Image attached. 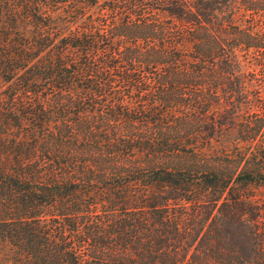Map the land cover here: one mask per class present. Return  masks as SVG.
<instances>
[{
	"label": "trees",
	"instance_id": "1",
	"mask_svg": "<svg viewBox=\"0 0 264 264\" xmlns=\"http://www.w3.org/2000/svg\"><path fill=\"white\" fill-rule=\"evenodd\" d=\"M239 1L0 0V264H264Z\"/></svg>",
	"mask_w": 264,
	"mask_h": 264
},
{
	"label": "rangeland",
	"instance_id": "2",
	"mask_svg": "<svg viewBox=\"0 0 264 264\" xmlns=\"http://www.w3.org/2000/svg\"><path fill=\"white\" fill-rule=\"evenodd\" d=\"M257 2L261 3L257 5L258 9L255 10H247L243 7L244 1L242 0L237 4L242 9L237 23L242 28L252 29L253 39L251 43L243 41L242 45L236 49L243 94L240 98V94L235 93L237 96L235 103L239 104L240 101V107L236 109L237 105L232 101L227 109L237 110L236 112L240 116L238 127L249 123L253 126H261L264 129V121L262 122L264 118V0H258ZM225 88L229 89L228 86H225ZM223 99L224 101H230L226 97ZM227 109L226 111L229 112ZM252 115H254L253 120L247 121V118L251 119ZM235 134L234 131H231L229 135L222 138V143L233 140ZM259 190L262 191L263 189Z\"/></svg>",
	"mask_w": 264,
	"mask_h": 264
}]
</instances>
